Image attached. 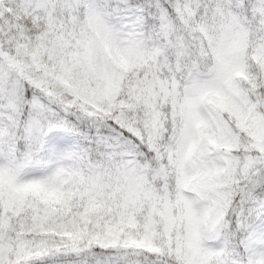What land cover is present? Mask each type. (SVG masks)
I'll list each match as a JSON object with an SVG mask.
<instances>
[{"label":"snow or ice","instance_id":"snow-or-ice-1","mask_svg":"<svg viewBox=\"0 0 264 264\" xmlns=\"http://www.w3.org/2000/svg\"><path fill=\"white\" fill-rule=\"evenodd\" d=\"M0 264H264V0H0Z\"/></svg>","mask_w":264,"mask_h":264}]
</instances>
